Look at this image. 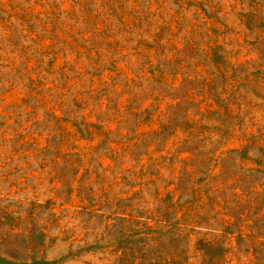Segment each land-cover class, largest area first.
<instances>
[{
    "label": "rangeland",
    "instance_id": "1",
    "mask_svg": "<svg viewBox=\"0 0 264 264\" xmlns=\"http://www.w3.org/2000/svg\"><path fill=\"white\" fill-rule=\"evenodd\" d=\"M0 264H264V0H0Z\"/></svg>",
    "mask_w": 264,
    "mask_h": 264
}]
</instances>
